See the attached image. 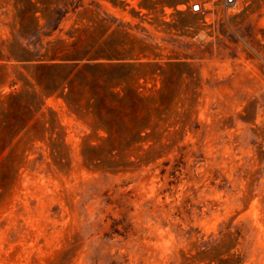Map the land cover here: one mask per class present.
<instances>
[{"label":"rangeland","instance_id":"rangeland-1","mask_svg":"<svg viewBox=\"0 0 264 264\" xmlns=\"http://www.w3.org/2000/svg\"><path fill=\"white\" fill-rule=\"evenodd\" d=\"M15 1L0 0L5 53ZM69 1L44 42L107 16L111 31L124 24L112 40L158 64L140 84L163 89L159 127L110 159L92 153L97 135L62 97L47 98L46 115L18 136V115H30L9 106L0 264H264V0ZM3 63L0 95L21 91L8 82L26 69Z\"/></svg>","mask_w":264,"mask_h":264},{"label":"trees","instance_id":"trees-1","mask_svg":"<svg viewBox=\"0 0 264 264\" xmlns=\"http://www.w3.org/2000/svg\"><path fill=\"white\" fill-rule=\"evenodd\" d=\"M69 5V0L15 1L18 24L13 28V48L5 53L2 42L0 60L15 61L16 68L26 69L27 74L16 70L21 78L8 83L12 87L22 83L21 91L0 95V125L5 110L18 102L30 117L18 115L23 124L15 136L35 129L46 115L45 100L60 96L76 119L97 135L98 144L88 142L92 153L104 151L113 159L122 146L141 148L150 130L159 127L155 113L161 109L163 89L147 93L149 89L140 84L146 69L158 64L139 61L140 57L124 51L123 41L112 40L114 33L123 34L124 24L111 31L108 16L95 26L73 25L67 37L44 42L59 29ZM1 68L7 70L6 63Z\"/></svg>","mask_w":264,"mask_h":264},{"label":"built area","instance_id":"built-area-1","mask_svg":"<svg viewBox=\"0 0 264 264\" xmlns=\"http://www.w3.org/2000/svg\"><path fill=\"white\" fill-rule=\"evenodd\" d=\"M242 0H223L224 4L229 8L236 7ZM196 8V6L194 7Z\"/></svg>","mask_w":264,"mask_h":264}]
</instances>
